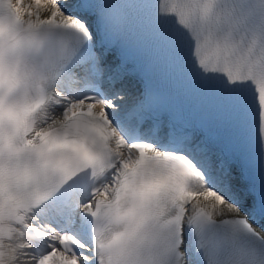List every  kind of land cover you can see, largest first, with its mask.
<instances>
[{
  "label": "snow or ice",
  "instance_id": "1",
  "mask_svg": "<svg viewBox=\"0 0 264 264\" xmlns=\"http://www.w3.org/2000/svg\"><path fill=\"white\" fill-rule=\"evenodd\" d=\"M0 264H264V0H0Z\"/></svg>",
  "mask_w": 264,
  "mask_h": 264
},
{
  "label": "bare ground",
  "instance_id": "2",
  "mask_svg": "<svg viewBox=\"0 0 264 264\" xmlns=\"http://www.w3.org/2000/svg\"><path fill=\"white\" fill-rule=\"evenodd\" d=\"M24 2L27 4L29 2V0H24ZM42 13H43V11H42Z\"/></svg>",
  "mask_w": 264,
  "mask_h": 264
}]
</instances>
